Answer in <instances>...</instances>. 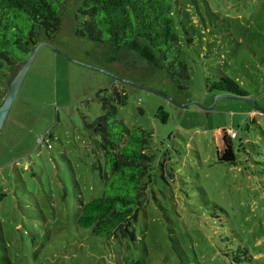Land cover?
<instances>
[{"label":"rangeland","instance_id":"rangeland-1","mask_svg":"<svg viewBox=\"0 0 264 264\" xmlns=\"http://www.w3.org/2000/svg\"><path fill=\"white\" fill-rule=\"evenodd\" d=\"M64 6L59 30L38 43L75 62L41 47L0 130V264H120L126 255L141 264H264V0H173L189 69L182 88L151 67L131 74L107 63L102 45L76 34L83 18L72 1ZM19 68L0 69V104ZM222 76L247 96L217 97L210 87ZM113 88L126 94L116 119L149 136L152 156L134 240L74 225L77 200L102 192V157L83 119L101 115L97 96ZM222 128L234 136L233 165L216 162L212 135Z\"/></svg>","mask_w":264,"mask_h":264},{"label":"trees","instance_id":"trees-1","mask_svg":"<svg viewBox=\"0 0 264 264\" xmlns=\"http://www.w3.org/2000/svg\"><path fill=\"white\" fill-rule=\"evenodd\" d=\"M68 1H72L74 12L83 18L76 34L102 45L107 63L131 74L151 67L165 73L179 88L180 82L189 79L172 23L173 0H0V69L21 67L42 33L47 38L48 33H56ZM212 89L221 94L247 96L225 76L214 82ZM97 98L101 115L91 121L83 119V124L102 157L103 166L99 170L102 192L87 202L77 200L74 225L106 241L113 237L134 240L131 223L142 207L139 198L145 189L140 183L150 177L152 156L145 152L149 136L116 119L117 107L125 105L126 94L121 95L113 88L108 96ZM157 116L161 123L168 117L162 108ZM233 138L223 128L213 133L217 163L235 164ZM3 197L5 194H0V200ZM244 250L236 248L238 261L245 259ZM120 264L141 263L126 255Z\"/></svg>","mask_w":264,"mask_h":264},{"label":"water","instance_id":"water-1","mask_svg":"<svg viewBox=\"0 0 264 264\" xmlns=\"http://www.w3.org/2000/svg\"><path fill=\"white\" fill-rule=\"evenodd\" d=\"M41 47H47V48L53 50L54 52H56V53H58V54H60V55H62L64 57H66L63 53H61L59 50H57L55 47H53L48 42H39V43L35 44L32 47V50H31L30 54L28 55L27 59L24 61V63L21 65V67L19 68V70L17 71V73L14 75V77L12 78V80L9 82L6 95H5L2 103L0 104V130L3 127V124H4L5 120H6V117H7L8 113H9V111H10V108L12 107L14 101L17 98V95L19 93L20 87H21L22 82H23V80L25 78V75H26V73H27V71H28V69H29V67L31 65V62H32L35 54L37 53V51ZM66 58H68V57H66ZM68 59L70 61H73L70 58H68ZM73 62H75V61H73ZM84 66L87 67V68H90L92 70H95V71L101 72L103 74H106V75H108L114 81H116L118 83L125 84V85H128V86L134 87V88H138V89H141V90H144V91H147V92H151V93H154V94L159 95V96H164V94H162L161 92H158V91H155V90L146 88L144 86L135 84V83L130 82L128 80H124L122 78H119V77L114 76L112 74H109L107 72H104V71H102L100 69H96V68H93V67H90V66H87V65H84ZM217 97L245 98V97H236V96L227 95V94H220ZM214 103H215V100L206 109H210L213 106ZM189 104L190 103L184 104V105H182V107H188ZM191 104L196 105V106H199L198 104L193 103V102H191Z\"/></svg>","mask_w":264,"mask_h":264},{"label":"built area","instance_id":"built-area-1","mask_svg":"<svg viewBox=\"0 0 264 264\" xmlns=\"http://www.w3.org/2000/svg\"><path fill=\"white\" fill-rule=\"evenodd\" d=\"M43 139V138H42ZM42 139H39L38 141L41 142Z\"/></svg>","mask_w":264,"mask_h":264}]
</instances>
